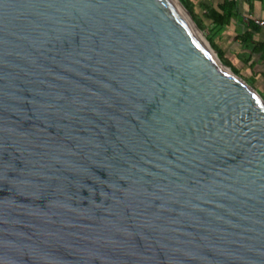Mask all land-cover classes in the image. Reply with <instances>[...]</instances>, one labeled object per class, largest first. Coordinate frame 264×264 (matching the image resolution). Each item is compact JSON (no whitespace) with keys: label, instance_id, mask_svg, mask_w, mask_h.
<instances>
[{"label":"water","instance_id":"obj_1","mask_svg":"<svg viewBox=\"0 0 264 264\" xmlns=\"http://www.w3.org/2000/svg\"><path fill=\"white\" fill-rule=\"evenodd\" d=\"M0 264H264V97L181 0H0Z\"/></svg>","mask_w":264,"mask_h":264},{"label":"crops","instance_id":"obj_2","mask_svg":"<svg viewBox=\"0 0 264 264\" xmlns=\"http://www.w3.org/2000/svg\"><path fill=\"white\" fill-rule=\"evenodd\" d=\"M223 0H203L202 5L217 6ZM231 21L222 25L227 43L221 47L231 66L244 70L252 85L264 96V24L252 23L248 17L264 20V0H236ZM206 11V9H205ZM244 39V41H243Z\"/></svg>","mask_w":264,"mask_h":264},{"label":"rangeland","instance_id":"obj_3","mask_svg":"<svg viewBox=\"0 0 264 264\" xmlns=\"http://www.w3.org/2000/svg\"><path fill=\"white\" fill-rule=\"evenodd\" d=\"M202 2L203 0H189V4L191 8L186 5L185 6L189 9L193 18L199 25L203 35L205 36V38H207V40L211 43V45L214 48H216L215 45L219 47H223L224 44H226L228 41V39L225 36V29L223 26L214 24L210 19L207 18V16L205 15V12H206L205 7L202 5ZM221 59L224 61V63L230 65L228 63L227 57L224 59L223 58ZM235 72L241 75L248 83H250L251 85L253 84L251 78H249L246 75V72L244 70L238 69Z\"/></svg>","mask_w":264,"mask_h":264},{"label":"trees","instance_id":"obj_4","mask_svg":"<svg viewBox=\"0 0 264 264\" xmlns=\"http://www.w3.org/2000/svg\"><path fill=\"white\" fill-rule=\"evenodd\" d=\"M181 1L186 6L191 8L189 4V0H181ZM204 5L206 9L205 15L207 16V18L210 19L214 24L222 26L231 21L232 17L235 14V8L237 7V2L236 0H223L222 2H219L217 6H213L209 4H204ZM248 18L252 23L257 24L254 21V17H248ZM215 46L221 58L223 59L226 58L224 50L217 45ZM227 60L228 63L231 65L232 64L231 61L229 59ZM233 70L237 71L238 69L236 67H233Z\"/></svg>","mask_w":264,"mask_h":264},{"label":"built area","instance_id":"obj_5","mask_svg":"<svg viewBox=\"0 0 264 264\" xmlns=\"http://www.w3.org/2000/svg\"><path fill=\"white\" fill-rule=\"evenodd\" d=\"M246 19H249V18H246ZM254 21L260 25H263L264 24V20L261 19V18H258V17H254Z\"/></svg>","mask_w":264,"mask_h":264},{"label":"bare ground","instance_id":"obj_6","mask_svg":"<svg viewBox=\"0 0 264 264\" xmlns=\"http://www.w3.org/2000/svg\"><path fill=\"white\" fill-rule=\"evenodd\" d=\"M202 32V31H201ZM205 37V36H204ZM207 40V38H205ZM210 46V45H209Z\"/></svg>","mask_w":264,"mask_h":264}]
</instances>
